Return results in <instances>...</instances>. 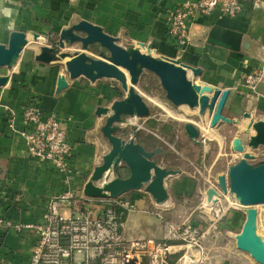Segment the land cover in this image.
Here are the masks:
<instances>
[{"label": "crops", "instance_id": "crops-1", "mask_svg": "<svg viewBox=\"0 0 264 264\" xmlns=\"http://www.w3.org/2000/svg\"><path fill=\"white\" fill-rule=\"evenodd\" d=\"M187 1L193 0H0V43L7 45L13 32L25 33L29 41L11 70L0 67V77H9L7 84L0 87V221L10 220L22 226L19 231L0 223V258L5 264L30 263L38 242L34 228L45 222L48 202L68 190L79 198L85 197L86 184L111 150L101 132L107 116H99L97 111L118 100V91L83 77L71 80L65 62L46 65L35 59L45 42L58 38L64 29L85 21L101 27L123 47L139 48L144 44L157 58L177 59L202 69L198 83L230 91L223 114L241 121V125H231L237 134L249 124L244 119L247 113L255 121H264V80L259 87L260 98L244 85L247 75L256 71L264 75V0L258 8H253L252 0H244L243 11L236 17L213 14L194 19L190 28L192 41L181 50L169 36L168 15ZM61 76L66 77L68 87L58 93ZM31 104L38 105L47 117L56 116L67 132L73 146L69 183L51 163L27 153L21 135L22 117L25 107ZM201 123L205 140L211 135L206 130L210 128L208 116ZM122 168L123 178H127L129 171ZM191 182L185 177L182 183L176 182L175 190L188 195L192 192L188 187ZM88 199L89 206L99 211L110 205L122 211L125 226L131 214L147 212L154 201L152 197L131 195L130 200L120 203L122 207L131 206L127 211L112 204L117 199ZM160 224L159 221L156 232L153 227L145 230V235L162 238ZM123 232L127 238L131 235ZM238 260L234 264H258L250 255Z\"/></svg>", "mask_w": 264, "mask_h": 264}, {"label": "water", "instance_id": "water-1", "mask_svg": "<svg viewBox=\"0 0 264 264\" xmlns=\"http://www.w3.org/2000/svg\"><path fill=\"white\" fill-rule=\"evenodd\" d=\"M59 37L60 50L43 46L35 58L37 62L46 65L65 62L71 80L81 77L93 83L103 79L116 80L121 83L126 94L123 100L115 101L111 108H98L99 116H107L101 132L111 145V150L103 157V163L95 168L84 188V195L88 198L118 199L145 188L157 205H164L169 200L166 181L180 172L164 169L154 161V155L161 151H146L137 142L139 127L130 121L135 118H148L151 113L149 106L137 92V85L146 71L160 80L166 99L171 104L177 108L188 107L196 110L201 119L208 116L211 129L222 123L229 126L241 125L240 120L227 118L223 114L230 91L198 83L196 79L202 75L200 68L191 67L177 59L157 58L152 54L151 48L144 44H140L139 48L122 47L117 38L106 34L101 27L85 21L64 29ZM34 39L38 41L39 36L35 35ZM28 44L25 33H11L7 45L0 43V67L11 70ZM76 44L81 45L76 53L63 52ZM96 44L100 45L103 51L92 57L93 46ZM8 81V76H1L0 87L5 86ZM67 87L66 77L61 76L57 92L60 93ZM244 119L249 120L244 132V135L249 136V140L245 145L242 133L234 138V151L243 154V157L229 168L228 173L230 192L241 206L248 208L246 221L241 233L236 237V244L239 250L250 255L256 263L264 264V236L258 232V212L253 208L264 204V163L260 166L252 165L250 161L256 157L248 151L264 146V121H255L249 113L244 115ZM126 126L131 129L128 140L118 136ZM185 131L191 140L199 143L201 132L195 124L187 123ZM252 132L255 134L251 135ZM122 167L129 171L127 178H121L117 174ZM219 185L225 193L228 192L225 176L219 177ZM215 195L219 196L215 189L207 190L210 202Z\"/></svg>", "mask_w": 264, "mask_h": 264}, {"label": "built area", "instance_id": "built-area-1", "mask_svg": "<svg viewBox=\"0 0 264 264\" xmlns=\"http://www.w3.org/2000/svg\"><path fill=\"white\" fill-rule=\"evenodd\" d=\"M252 1L253 8L261 6L262 0ZM243 2L187 1L170 10L169 36L179 49L184 50L192 41L190 28L194 19L213 14L236 17L243 11ZM263 80V72L256 71L245 77L244 85L260 98L259 87ZM22 118L24 130L21 135L28 155L51 163L69 183L73 146L59 119L45 116L35 104L25 107ZM212 187L218 192L215 185ZM219 201L220 198L214 208ZM88 202V198H79L70 190L48 202L45 222L34 228L38 242L29 264H211L204 245V237L209 231L202 232L192 223L178 226L157 214L163 230L160 240L154 237L128 239L123 232V213L111 205L99 211ZM122 208L129 211L131 206L126 204ZM0 223L22 230L20 224L10 220ZM0 264H5L1 258Z\"/></svg>", "mask_w": 264, "mask_h": 264}, {"label": "rangeland", "instance_id": "rangeland-1", "mask_svg": "<svg viewBox=\"0 0 264 264\" xmlns=\"http://www.w3.org/2000/svg\"><path fill=\"white\" fill-rule=\"evenodd\" d=\"M59 39L60 37L49 39L45 42V46L60 50ZM80 48L81 45L76 44L63 50V52L74 54ZM101 51H103L101 47L96 45L95 49L93 47L92 57L97 56ZM95 83L114 87L118 91L119 99L116 101L123 100L126 96L121 83L116 80L103 79ZM137 92L143 97L151 112L148 118L130 120L140 129L137 142L142 139L145 143L143 148L148 152L160 150L161 152L153 157L155 162L164 169L179 171L180 174L166 181L165 187L169 194L167 204L160 206L153 201V205H149L150 209L147 212L131 214L126 220L125 233L131 234L132 238L147 237L144 233L145 230L149 231L153 227L154 232L158 230L156 229L159 225L157 214H161L165 220L178 226L184 223H192L202 232L209 231L204 237V245L211 264H223L226 261L229 264L237 263L243 255H248L239 250L236 244V237L242 231L248 208L239 204L230 192L228 185L229 168L243 157V154L234 151L232 144L237 134L236 128L224 123L213 129L214 131L207 128L206 130L211 135L204 140L200 129L202 123L198 111L188 107L177 108L171 104L165 98V91L159 79L148 71L141 76L137 85ZM151 99L157 103L152 102ZM113 103L109 102L107 107L111 108ZM172 113L182 116L183 119L172 115ZM149 121H157V127L150 128ZM190 122L200 129L201 136L198 139V144L191 140L185 131V125ZM163 128L167 129L168 132H164ZM246 128L237 134V136L239 133L243 134L242 138L245 145H247L249 137L244 135ZM118 136L128 140L131 136L130 127L126 126L124 130L118 133ZM248 151L256 157L255 160L250 161L252 165L264 161V146L257 150L248 149ZM220 176L227 178L228 192L226 193L219 185ZM185 177L192 181V186L191 184L188 186L192 192L188 195H181L175 190V184L176 182L182 183ZM212 185H215L219 192V197H215V203L220 198L216 208L213 207L215 204L210 206L207 200V190L213 188ZM137 194L151 197L143 188L141 191H135L118 198V201L112 204L121 206V202H127L131 195ZM212 207L213 209H211ZM253 208L258 211V229L259 233L264 236V204ZM147 235L151 236L152 234ZM156 239L160 240L161 237Z\"/></svg>", "mask_w": 264, "mask_h": 264}, {"label": "trees", "instance_id": "trees-1", "mask_svg": "<svg viewBox=\"0 0 264 264\" xmlns=\"http://www.w3.org/2000/svg\"><path fill=\"white\" fill-rule=\"evenodd\" d=\"M149 126H150V128H156L157 127V125H158V123H157V121H149ZM166 128H169V127H166ZM164 129V128H163ZM164 132H168L167 131V129L165 130H163ZM138 143L140 144V145H142L143 147H144V141L142 140V139H140L139 141H138ZM264 163V161H262V162H260L259 164H256L255 166H260L261 164H263ZM123 170H124V168H122V169H119L118 171H117V174H118V176L119 177H121V178H123L124 177V172H123ZM127 173V172H126Z\"/></svg>", "mask_w": 264, "mask_h": 264}, {"label": "bare ground", "instance_id": "bare-ground-1", "mask_svg": "<svg viewBox=\"0 0 264 264\" xmlns=\"http://www.w3.org/2000/svg\"><path fill=\"white\" fill-rule=\"evenodd\" d=\"M215 197H218L217 195H215L214 197H213V200H212V202H210L209 200H208V197H207V200H208V204L210 205V206H213L214 204H215ZM165 204H167V202L165 203ZM164 204V205H165ZM240 204V203H239ZM259 205H257V206H255V207H258ZM258 212V211H257ZM257 219H258V214H257ZM257 224H258V220H257ZM257 228H258V225H257ZM258 232H259V229H258Z\"/></svg>", "mask_w": 264, "mask_h": 264}]
</instances>
